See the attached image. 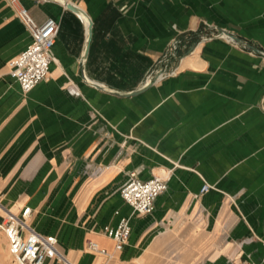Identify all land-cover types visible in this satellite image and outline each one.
<instances>
[{
	"label": "crops",
	"instance_id": "0c3cea01",
	"mask_svg": "<svg viewBox=\"0 0 264 264\" xmlns=\"http://www.w3.org/2000/svg\"><path fill=\"white\" fill-rule=\"evenodd\" d=\"M21 7L58 23L48 74L28 92L8 66L30 41ZM215 27L249 46L200 39ZM174 39L178 57L161 58ZM255 48L264 50V0H0V224L29 207L28 225L55 235L75 264H264ZM157 70L131 96L90 83L126 92ZM131 171L166 181L149 213L119 194ZM121 216L130 234L115 249L102 227ZM0 253L11 264L1 227Z\"/></svg>",
	"mask_w": 264,
	"mask_h": 264
},
{
	"label": "built area",
	"instance_id": "2783aa9c",
	"mask_svg": "<svg viewBox=\"0 0 264 264\" xmlns=\"http://www.w3.org/2000/svg\"><path fill=\"white\" fill-rule=\"evenodd\" d=\"M18 14L30 34V41L17 55L8 60L9 75L17 81L23 92H28L48 74L58 23L51 17L37 23L25 7H21ZM213 37L235 42L216 27L214 31L201 35L200 39L208 40ZM180 42V39H174L161 58H177L176 47ZM150 75L149 73L146 78L148 79ZM160 76L161 74L158 77ZM165 188L166 181L162 176L153 174L147 178H139L135 171H131L121 184L119 194L123 201L131 207L133 213L146 214L153 210L156 197ZM208 189L209 185L204 183L200 191ZM29 213V207L22 209L20 215L7 211L4 221L0 224L15 263L75 264L58 248L55 235L40 233L28 225L26 218ZM102 231L113 239L115 249H121L130 234L128 217L121 216L114 225H103ZM87 248L106 254V250L99 247L93 240L87 241ZM234 264L252 263L239 260Z\"/></svg>",
	"mask_w": 264,
	"mask_h": 264
},
{
	"label": "water",
	"instance_id": "95a60500",
	"mask_svg": "<svg viewBox=\"0 0 264 264\" xmlns=\"http://www.w3.org/2000/svg\"><path fill=\"white\" fill-rule=\"evenodd\" d=\"M64 2V1H63ZM66 6L68 8H70L71 10H74V11H77L79 12L80 14H84L82 9H80L79 7H77L76 5L72 4V3H69V2H65ZM89 26V24H88ZM216 29H218L219 31L221 32H224L226 35H228L230 38H232V40H234L235 42H239V43H242L244 44L245 46H249L248 43H246L245 41H243L242 39L234 36L233 34H231L229 31L225 30L224 28H221V27H216ZM259 55L263 56L264 57V50L262 49H254ZM161 73L159 71H156L155 73L151 74L150 77L147 79H145L144 83L142 86L136 88V89H133V90H130V91H126V92H123V91H118V90H115V89H110V88H107L103 85H100L96 82H93V81H90V83L98 88H101V89H106V90H110L111 92L113 93H116L118 95H123V96H131V95H135V94H138V93H141L142 91H144L145 89L149 88L152 83L157 80L158 76L160 75Z\"/></svg>",
	"mask_w": 264,
	"mask_h": 264
},
{
	"label": "rangeland",
	"instance_id": "374dc122",
	"mask_svg": "<svg viewBox=\"0 0 264 264\" xmlns=\"http://www.w3.org/2000/svg\"><path fill=\"white\" fill-rule=\"evenodd\" d=\"M8 250H9V248H8ZM0 263H1V256H0ZM13 263L16 264L15 261H14V259H12V261H11V264H13Z\"/></svg>",
	"mask_w": 264,
	"mask_h": 264
}]
</instances>
